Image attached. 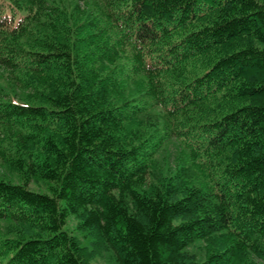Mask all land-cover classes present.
<instances>
[{
	"label": "trees",
	"instance_id": "obj_1",
	"mask_svg": "<svg viewBox=\"0 0 264 264\" xmlns=\"http://www.w3.org/2000/svg\"><path fill=\"white\" fill-rule=\"evenodd\" d=\"M98 1L96 17L81 19L57 0H0V65L46 100L0 97V122L15 132L5 160L24 179L0 178V221L32 230L0 232V264H86L65 228L71 214L120 264H239L249 250L264 258V0ZM46 16L51 30L38 25ZM243 38L246 47L213 54ZM137 74L147 76L141 99H107ZM213 101L219 116H183ZM153 106L170 126L134 142L127 126ZM173 135L206 180L176 174L157 191L137 187ZM33 178L54 182L53 194L30 189ZM201 240L214 245L203 258H181Z\"/></svg>",
	"mask_w": 264,
	"mask_h": 264
},
{
	"label": "rangeland",
	"instance_id": "obj_2",
	"mask_svg": "<svg viewBox=\"0 0 264 264\" xmlns=\"http://www.w3.org/2000/svg\"><path fill=\"white\" fill-rule=\"evenodd\" d=\"M57 3L64 7L67 11L72 12L78 18L88 16L89 19L96 17L98 11H101L100 2L98 0H57ZM51 19L44 17L43 22L39 23L42 30H51ZM93 21V20H91ZM33 35L24 37V42H33ZM250 43L247 38L237 39L220 48L213 54H229L237 49L246 47ZM124 49L121 52L123 59H127L128 53ZM212 54V55H213ZM104 69L111 68V61L107 58H102ZM20 73L17 70L0 65V97L4 99H15L24 103H45L46 100L37 88L28 86L20 80ZM31 80L34 81L37 77L30 74ZM42 80V79H39ZM147 76L145 74H137L133 77L122 79L118 85L109 93L108 100L114 104H119L133 97L140 98L146 88ZM246 102V101H241ZM238 103V104H241ZM221 109V110H220ZM222 105L219 101H213L190 110L189 113L183 115L188 116L193 114L196 117L204 116V118H214L219 116L222 111ZM171 123L165 111L159 106H153L151 110L141 115L138 119L132 121L128 127V135L134 142H138L144 135L152 132H163L167 130ZM15 133L10 130L5 124L0 122V178L8 179L13 182L23 183L24 179L21 173L13 168L5 160V147L10 143L9 135ZM191 160V153L188 147L176 136H170L164 143L162 149L155 157V160L149 170L142 178L136 182L137 187L145 188L149 191H157L161 184L165 182L170 175H180L182 182L188 185H201L206 179L202 171L196 169ZM28 187L35 191L45 192L50 195L55 187L54 182H48L39 178H33ZM116 197L123 198L129 204H133L131 197L125 190H116L113 192ZM82 219L71 214L65 226L72 234L80 241L83 248V257L86 264H120L114 248L105 241L104 237L98 230H89L81 226ZM21 223L12 221H0V232L9 235H17V233L32 232L30 228L22 226ZM213 247V242L198 241L185 252V260L201 259L205 256L207 249ZM248 259L255 264H264V258L254 251H247V254L242 258L239 264H246ZM248 264V262H247Z\"/></svg>",
	"mask_w": 264,
	"mask_h": 264
}]
</instances>
